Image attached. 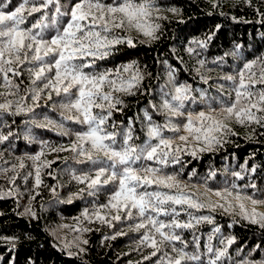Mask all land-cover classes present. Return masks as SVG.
Instances as JSON below:
<instances>
[{"label": "snow or ice", "instance_id": "1", "mask_svg": "<svg viewBox=\"0 0 264 264\" xmlns=\"http://www.w3.org/2000/svg\"><path fill=\"white\" fill-rule=\"evenodd\" d=\"M10 3L11 0L0 3V88L6 89V92H0V97L4 98L0 102V112L27 114L33 111L42 96L48 100H52L53 94L62 97L53 104L54 108L60 109L59 121L45 116L42 121L33 117L25 123L39 128L51 126L58 135L71 134L74 137L69 147L53 146L50 151L71 152L77 163L90 165L79 174L70 170L72 179L85 185L80 193L87 189L89 196L98 197L111 185L106 203L93 201V210L90 213L86 208L83 217L89 222L95 218L109 226L112 220H121L122 212L125 219L137 220L129 227L136 232L144 230L139 244L153 249L144 259L156 256L155 264H218L227 256L228 248L236 238L224 236L219 226L213 227L207 237L206 253L199 252L197 226L204 222L215 224L211 215H196L202 209L214 212L219 208L232 214L238 208L236 214L242 220L264 229V212L257 211L264 205V198L258 197L256 192L249 194L244 190L256 189L254 183L241 186L233 182L228 186L226 182L222 188L213 190L208 187V180L215 178L216 173L210 171L202 178V185H192L197 192L190 193L186 190L188 184L178 179V173L165 171L170 165L180 163L183 153L195 157L197 151L212 150L214 145L220 144L218 134L232 133L227 123L230 119L241 125L256 123L264 127V56L245 61L234 74L222 77L231 82L227 98L224 85L219 86L221 95L211 99L201 91L200 102L204 107L199 111L188 107L189 101L197 102L192 87L177 84L169 73L170 89H161L159 105L151 104L164 121L157 123L145 110L146 123L142 125L145 140L135 143L139 137L134 135L131 119L119 130L115 121L108 122L114 111H122L117 106L123 105L124 101L116 94L135 95L140 91L143 74L135 62L120 64L114 69L102 67L98 62L114 57L119 52V45L135 47L133 38L126 35L133 30L157 38L155 33L160 25L150 22L153 12L160 11L156 0H73L71 4H63L61 0H21L18 6L9 8ZM35 13L40 15L27 23V17ZM201 46H204L203 42ZM199 63L203 66L204 61ZM201 79L207 83L205 77ZM29 100L32 106L26 107ZM219 114L224 118H218ZM65 121L80 125L81 129L66 128ZM4 127L9 125L4 124ZM30 131V128L25 130V139L33 142ZM11 135L12 132L8 135L0 132V143ZM41 143L47 146V142ZM43 154L40 152L30 159L38 162ZM41 163L44 167H51L52 162ZM19 166L24 167L22 160ZM0 171L6 172L7 169ZM251 171L255 172V168ZM232 175L244 179L241 172ZM40 183V166L37 165L35 185L39 187ZM201 187L204 192L198 195ZM209 193L218 197V201L212 202ZM261 196L264 197V193ZM246 202L251 205L250 209ZM105 210L107 214L114 212L115 215L109 218V215L102 214ZM26 211L31 212V209ZM31 215L35 216V213ZM182 215L185 219H181ZM75 230L84 232L89 229ZM178 230L192 231L196 251L187 250L188 241ZM216 234H220L219 243L223 247H213L211 241ZM205 255L206 260L203 259ZM238 264H264V260L245 259Z\"/></svg>", "mask_w": 264, "mask_h": 264}, {"label": "trees", "instance_id": "2", "mask_svg": "<svg viewBox=\"0 0 264 264\" xmlns=\"http://www.w3.org/2000/svg\"><path fill=\"white\" fill-rule=\"evenodd\" d=\"M3 2L5 0H0V3ZM20 2L21 0H11L9 8L18 6ZM61 2L71 4L73 0ZM156 4L160 11L153 12L150 22L160 25L155 33L157 38L152 39L133 30L126 35L133 38L135 47L119 45V52L114 57L98 62L102 67L113 69L120 64L135 62L143 74L140 91L135 95L116 94L124 104L117 106L122 111H114L108 122L111 124L115 121L119 130L126 127L131 119L134 135L139 137L135 143L145 140L142 131V125L146 123L145 110L157 123L164 121V117L158 115L151 104L159 105L161 89H170L169 73L175 77L177 84L192 87V95L197 102L193 104L189 101L188 107L198 110L204 107L200 102L201 91L211 99L221 95L219 86L224 85L227 98L231 82L222 77L234 74L245 61L264 56V0H156ZM38 15L40 14L35 13L28 16L27 23ZM157 16L164 18L157 19ZM201 42L204 46H201ZM190 48L193 51L189 52ZM233 53L236 55H232ZM199 61H204L203 66ZM201 77H205L207 83ZM24 82L28 83L26 79ZM0 92H6V89L0 88ZM61 98L55 94L52 100L42 96L38 105L33 106V111L27 114L0 112V132L4 135L13 133L7 141L0 143V169H7L6 172L0 171V264H155L158 258L156 256L144 259L153 249L139 244L144 230L136 232L129 227L137 220L125 219L122 212L121 220H112L109 226L95 218L89 222L83 217L82 213L86 208L90 213L93 210V201L96 204L106 203L111 185L103 189L98 197L89 196L87 189L80 193L85 185L73 180L70 170L74 169L79 174L90 165L77 163L72 159L71 152L50 151L53 146L69 147L74 137L71 134L58 135L51 126L39 128L25 123L33 117L42 121L45 116L59 121L60 109L54 108L53 104ZM3 100L0 97V102ZM25 106H32L31 100ZM12 110H15V103ZM64 123L66 128L81 129L80 125L72 122ZM227 123L234 135L218 134L221 143L214 145L212 150L197 151L195 157L183 153L180 163L170 165L165 171L178 173V179L188 184L186 190L190 193L197 192L192 185H202V178L214 171L216 176L208 180L209 188L220 189L226 182L228 186L233 182L241 186L254 183L256 189L249 187L244 190L249 194L256 192L258 197L264 198L261 196L264 193V127L256 123L241 125L235 119H230ZM4 124L9 127H4ZM28 128L31 130L30 135L34 137L33 142L25 139V130ZM41 142H47V146ZM40 152L44 154L40 161L34 163L30 157ZM21 160L23 168L19 166ZM43 161L52 162L51 167H44L41 163ZM37 165L40 166L39 187L35 185ZM252 168H255V172L251 171ZM193 172L195 175H191ZM233 172H241L244 179H237L232 175ZM203 192L201 187L197 194ZM77 193L80 195L77 196ZM21 198L25 200L24 204L21 203ZM24 206L30 208L31 212H24ZM261 208L264 209V205L259 206L257 211L264 212ZM238 211L236 209L228 214L217 208L214 212L208 209L196 212V215H211L215 220V224L204 222L195 230L199 237L200 253H206L207 237L215 226L221 228L224 236L236 238L235 243L228 248L227 256L221 258L218 264H238L245 259L264 260V229L242 220L236 214ZM32 212L35 216L31 215ZM102 214H107V210ZM107 215L110 218L115 213ZM133 215L135 217V211ZM181 219H185V216L182 215ZM56 228L70 237L67 243L56 239L53 234ZM77 228L89 230L81 232L76 231ZM178 231L188 241L187 250L196 251L193 248L192 231ZM73 238H76L77 243L73 244ZM219 239L220 234H216L211 241L214 248L223 247ZM84 240L88 243H83ZM207 258L206 255L203 257L205 260Z\"/></svg>", "mask_w": 264, "mask_h": 264}, {"label": "rangeland", "instance_id": "3", "mask_svg": "<svg viewBox=\"0 0 264 264\" xmlns=\"http://www.w3.org/2000/svg\"><path fill=\"white\" fill-rule=\"evenodd\" d=\"M202 108H200V109H198V110H194V111H199V110H201ZM222 117H224V115L223 114H219L218 115V118H220V119H222ZM208 196L210 197V199H211V201L212 202H217L218 201V197H216V196H214V195H211V194H208ZM203 199H204V196H203ZM21 203L22 204H24V202H25V200L23 199V198H21ZM220 203H223V201H219ZM247 204V203H246ZM247 206L249 207V209L251 208V205L250 204H247ZM26 209H28V207H26V206H24V212H28V211H26ZM238 209V208H237ZM239 210V209H238ZM261 210L262 211H264V209L263 208H261ZM53 234L55 235V237H56V239H58L61 243H67V241H69L68 239L70 238H68V236H66L65 235V232H63V231H60L59 229L57 230V228L56 229H54L53 230ZM72 235V234H71ZM73 237V236H72ZM73 244L74 243H77V240H76V238H73Z\"/></svg>", "mask_w": 264, "mask_h": 264}]
</instances>
